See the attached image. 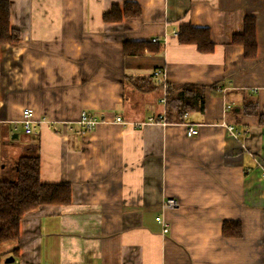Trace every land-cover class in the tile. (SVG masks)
Masks as SVG:
<instances>
[{
    "label": "crops",
    "instance_id": "crops-1",
    "mask_svg": "<svg viewBox=\"0 0 264 264\" xmlns=\"http://www.w3.org/2000/svg\"><path fill=\"white\" fill-rule=\"evenodd\" d=\"M9 1L20 40L1 48L2 173L37 149L40 181L69 184L70 201L26 212L0 264H264V0ZM125 2L140 13L104 21ZM246 16L252 57L233 41ZM185 25L207 28L212 49L180 43ZM138 43L150 49L125 50ZM192 84L202 108L166 120L167 90ZM24 107L44 120L29 134ZM168 197L178 208L162 209Z\"/></svg>",
    "mask_w": 264,
    "mask_h": 264
},
{
    "label": "trees",
    "instance_id": "trees-1",
    "mask_svg": "<svg viewBox=\"0 0 264 264\" xmlns=\"http://www.w3.org/2000/svg\"><path fill=\"white\" fill-rule=\"evenodd\" d=\"M122 8V11H121ZM139 7L133 2L122 5L114 4L108 13L103 15L104 21H117L123 16H137ZM180 43L194 44L198 50L208 52L212 49L210 32L207 28H196L189 25L180 27L177 34ZM20 40V31L10 23V1L0 0V71L1 48L5 43L16 44ZM233 41L241 45L246 57L255 54V19L252 16L244 18L243 31L234 35ZM132 49H129L131 48ZM135 47L136 49H133ZM150 49L148 43L127 45L129 52H142ZM177 93L167 90L166 120L179 121L187 111L200 110L203 106L204 88L198 85H183ZM264 122V120H263ZM15 177L8 178L2 173L0 166V250L4 242L16 240L19 236L21 217L28 211L40 205L67 204L70 201V186L67 183H43L39 175V154L37 149L32 155L19 156L15 162ZM240 232L235 221H224L222 234Z\"/></svg>",
    "mask_w": 264,
    "mask_h": 264
},
{
    "label": "built area",
    "instance_id": "built-area-1",
    "mask_svg": "<svg viewBox=\"0 0 264 264\" xmlns=\"http://www.w3.org/2000/svg\"><path fill=\"white\" fill-rule=\"evenodd\" d=\"M156 39L153 38L152 41H155ZM153 75L157 78L158 82L161 84H165L166 80H165V73L161 72L159 70H156L153 72ZM229 107V106H227ZM44 120L43 119H38V118H34L33 114L31 112V110L28 107H24L22 108L21 111V118L16 122V123H20L23 127V130L26 134H29L30 132H32L33 130V125H39L40 123H42ZM153 120L150 118L148 120V122H152ZM115 122L117 123H124L120 117H116L115 118ZM78 123L81 125V127L83 129L89 130L93 127V125L96 123L95 119L88 117L84 112H82L80 114ZM143 125V123H138L136 124L137 127H141ZM229 130H232V127L229 126L228 127ZM198 130L196 128H188L186 131V135L187 136H193L195 134H197ZM162 209H175L178 208L179 203L174 200L173 198H165L162 203H161ZM157 222L161 225L162 228V232L165 233L168 231L169 228V223L162 217V216H158L156 218ZM10 264V263H8Z\"/></svg>",
    "mask_w": 264,
    "mask_h": 264
},
{
    "label": "water",
    "instance_id": "water-1",
    "mask_svg": "<svg viewBox=\"0 0 264 264\" xmlns=\"http://www.w3.org/2000/svg\"><path fill=\"white\" fill-rule=\"evenodd\" d=\"M12 261H13V258H12V257L7 258V259L5 260L6 263H8V262H12Z\"/></svg>",
    "mask_w": 264,
    "mask_h": 264
},
{
    "label": "rangeland",
    "instance_id": "rangeland-1",
    "mask_svg": "<svg viewBox=\"0 0 264 264\" xmlns=\"http://www.w3.org/2000/svg\"><path fill=\"white\" fill-rule=\"evenodd\" d=\"M8 244V243H7ZM8 264V263H7Z\"/></svg>",
    "mask_w": 264,
    "mask_h": 264
}]
</instances>
